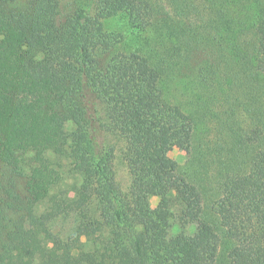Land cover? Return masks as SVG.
Instances as JSON below:
<instances>
[{"label":"trees","instance_id":"16d2710c","mask_svg":"<svg viewBox=\"0 0 264 264\" xmlns=\"http://www.w3.org/2000/svg\"><path fill=\"white\" fill-rule=\"evenodd\" d=\"M243 1L255 7L248 48L234 0H202L203 28L161 17L154 0H93L63 19L60 0H0V264H264V0ZM118 16L135 49L107 29ZM254 83L246 130L237 110ZM215 105L225 159L208 193L197 129ZM107 132L126 141L127 192ZM68 214L63 238L52 223Z\"/></svg>","mask_w":264,"mask_h":264},{"label":"rangeland","instance_id":"374dc122","mask_svg":"<svg viewBox=\"0 0 264 264\" xmlns=\"http://www.w3.org/2000/svg\"><path fill=\"white\" fill-rule=\"evenodd\" d=\"M154 1L156 2L157 7L160 8L161 10L160 14H161V17L163 18H166V17L179 18L177 14L181 12V15L184 18L183 21L185 23L190 22L189 20V17H190L192 18V21L194 20L197 21L200 24V27L203 28V26H205L206 23L201 21V18L206 19L207 17H209V14H207L208 11H206L204 8L199 9V7H201L202 5V0H189L188 7H186L188 11L187 9H184V8L182 9L174 8L172 0H154ZM234 1H235V5L230 3L229 7H231L232 9L236 8L238 15H240V12L243 14V15H240L241 18H240L239 24H236V29H238L237 32L240 35L239 37L240 39L239 38L237 39L241 41L240 43L244 48H248L249 46L246 45V42L250 39L253 40V31H252L253 29H252L251 20H252L255 7L253 6V4L243 1V2H240L239 8H238L236 7V0ZM191 4H194V5L189 6ZM80 7H88L91 10V12H93V0H60L61 18L63 19L66 15L72 13L74 10ZM229 7L227 6L226 8L229 11V13H231L229 10ZM106 26L108 30L110 31L115 30L117 32H121L123 35H125V38H127L125 42L120 45L121 50L128 51V50L135 49V47L137 46L136 39H134L135 36L129 34L130 28H129L128 21L126 18H124L123 16L115 17L109 20ZM211 30L213 32L211 37L220 38L218 37L220 33L219 29H211ZM211 30L209 32H211ZM153 46L159 47L154 42H153ZM144 51H147V50H144ZM243 54L245 53H242V55ZM254 86H255V90H253L252 92V101L249 99L246 103L239 106L237 110L238 112L236 116L237 125L246 130H250L254 124L253 121H251V117L248 116L247 106L251 107V109H257L260 107V102H261L260 91L258 90L255 83H254ZM191 89H192V92L190 95L191 101L188 97H186V99H184V102L186 106H189L188 104H190L191 102L192 109L195 110V107H196L195 101L200 96L201 91H199L198 85L191 87ZM219 109H221L219 108V105H215V109L213 110L214 113L210 115L211 118L208 120L209 123H207V125L206 123L204 124L201 123V117H203V115H201V117L199 115V119H198V129H197L198 134L197 135L199 137V141L202 142L206 146V149L202 151V155L207 158V161H206L208 162L207 165H210L212 168L209 169V172H210L209 176L206 174L205 170H200L199 172H197L196 176L205 180L206 184H204V186L206 187L208 193H210V191L212 192L211 188H212V185H214L213 175L218 170L216 166H220L221 161L222 160L224 161L225 159L223 157L224 149H222V146L225 143V138L220 131L219 123H217V120H218L217 112L218 113L221 112L219 111ZM102 140H103L104 146L107 149H113V152H114L113 165L115 169L116 181L120 189L123 192H127L131 185V174H130L128 165L124 159V154H125L126 145H127L126 141L121 136L114 134L112 132H107L106 134H104ZM169 154L172 158L176 159L179 162V164L185 169V167L188 164V157H189L186 151L178 147H174L170 151ZM219 154H221L220 157H223V158L220 159ZM213 169H214V172H213ZM194 170L197 171L196 168H194ZM208 198H210L209 195H208ZM158 201H159V198L157 196H154L151 199V203L153 206H156ZM75 225H76V216L74 214L61 215L53 221L52 229L56 233H58L60 236H62L63 238H67L74 231Z\"/></svg>","mask_w":264,"mask_h":264}]
</instances>
